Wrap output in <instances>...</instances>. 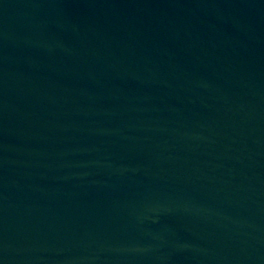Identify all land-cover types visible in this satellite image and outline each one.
<instances>
[{"label":"water","instance_id":"1","mask_svg":"<svg viewBox=\"0 0 264 264\" xmlns=\"http://www.w3.org/2000/svg\"><path fill=\"white\" fill-rule=\"evenodd\" d=\"M0 264H264V0H0Z\"/></svg>","mask_w":264,"mask_h":264}]
</instances>
